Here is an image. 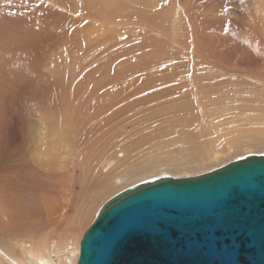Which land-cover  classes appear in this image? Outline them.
Wrapping results in <instances>:
<instances>
[{
	"label": "rangeland",
	"instance_id": "rangeland-1",
	"mask_svg": "<svg viewBox=\"0 0 264 264\" xmlns=\"http://www.w3.org/2000/svg\"><path fill=\"white\" fill-rule=\"evenodd\" d=\"M252 8L253 0H161L158 5H132L117 21L108 23L76 0H0V232L11 239L19 236L6 223L7 202L15 200L32 211L68 195L71 203L62 222L72 217L74 226L61 224L53 235H66L72 249L104 205L97 181L86 171L92 161L110 149H127L139 145L144 136L156 134L164 119L160 116L167 114L155 110L170 109L172 102L185 97L198 105L193 100L196 91L219 88L231 96L245 95L247 86L264 91V20ZM104 24L111 25L114 34L90 40L91 30ZM229 115L221 111L213 117L220 123ZM93 116L95 130L83 131V135ZM63 121L75 127V145L88 159L80 163L73 158L72 163L65 162L68 168L55 170L47 169V164L38 166V160L47 158V141L57 139L48 130ZM232 128L224 127L222 132ZM204 131L210 133L209 138ZM200 132L193 154L194 161L204 165L170 177H194L245 156L264 155V145L249 144L257 140L253 135L236 138L231 146L230 140L213 138L208 125ZM159 140L165 144L166 140ZM61 151L66 148L54 154L61 156ZM154 154L143 149L137 155L140 170L159 161ZM173 161L183 159L178 154ZM67 179L70 192L62 190Z\"/></svg>",
	"mask_w": 264,
	"mask_h": 264
},
{
	"label": "water",
	"instance_id": "water-1",
	"mask_svg": "<svg viewBox=\"0 0 264 264\" xmlns=\"http://www.w3.org/2000/svg\"><path fill=\"white\" fill-rule=\"evenodd\" d=\"M76 264H264V155L118 193L81 238Z\"/></svg>",
	"mask_w": 264,
	"mask_h": 264
},
{
	"label": "bare ground",
	"instance_id": "bare-ground-1",
	"mask_svg": "<svg viewBox=\"0 0 264 264\" xmlns=\"http://www.w3.org/2000/svg\"><path fill=\"white\" fill-rule=\"evenodd\" d=\"M160 1L161 0H76V2L80 4L89 5L91 8L95 10V12L98 15L105 18L108 21V23L111 22V20L117 21L118 20L117 16L120 17L121 15H123L122 11H128L132 7V5L134 6L135 4L140 3L141 6L143 7L148 6V5L151 6V5H158ZM253 6L254 8H252V10L255 9V11L259 13L264 20V0H253ZM106 24L102 26H97L94 29H92L89 34L90 40H93V38L98 39V38L105 37L107 35L114 34L113 30L115 29L111 28V25H106ZM116 35H117V32H116ZM86 40H85V43H86ZM133 84H130V85H133ZM146 85H148V83ZM218 89H215L214 91H211V90L209 91L204 90L202 92L196 91L195 97H194L195 99L193 100H195L198 105H192L194 103H192V100L189 97L188 98L185 97V99L179 100L176 103L172 102V104L174 105L170 109L168 108L161 109L162 106L160 105L161 106L160 111L157 109L155 111H158V113L163 111L161 112L162 114L166 112L167 116L166 117L165 115L160 116V117H164V119H163V123L161 121L162 124L157 129V131L155 132L154 130L156 134L150 133L148 134V136L147 135L144 136L143 139L140 138L142 140L140 142L136 140V137H135V140L138 141L139 145L134 146L135 144L134 143L133 144L134 147L132 145L128 147L130 149L128 148L126 149L125 146L123 148L122 146V148H120L119 151L118 150L114 151L115 148L113 147L114 150L110 149V151L108 152L106 151L107 153L105 156H102L101 158L99 157L100 159L97 161L96 160L92 161V164H91L92 167L90 166L86 171H88L87 174L91 175L90 178L93 177L97 181L99 185V188H98L99 189V199L103 200V204H105L109 199H111L118 193L126 190L127 188L131 186H134L136 183L140 181L150 180V179L162 176V175L171 176V175L181 174L182 172L186 170L196 169L204 165L203 162L200 163V162L194 161V158L196 156H194L195 154H193L194 149H196L194 147V143L198 144V141L196 140V138L198 135L202 134L200 132V128L202 126H207V125L209 126V128L213 131V134H212L213 138L222 139L223 141L230 140L231 142L230 141L228 142L231 146H234L236 144V141H235L236 138H239V137L244 138L247 135H253L252 137L257 138L256 141L253 140L254 142L249 143L251 144V146L253 147L263 146L264 145V101H263L264 91L259 87H252V88L250 87V89H248V86H247V90H249L250 92L247 90L246 91L241 90L247 93H245V95H242V94L235 95L234 94L231 96L229 95V93L222 94V92ZM238 92H235V93H238ZM167 105L165 104V107ZM221 111H226L230 113V115L224 120L225 122L229 120L225 124L223 123L224 121L220 123L215 122V119L213 117L215 116L216 112H221ZM233 111L236 113L233 114ZM154 113H157V112H154ZM154 113H151V114L153 115ZM155 115L157 117L158 114H155ZM155 115L153 116V118H156ZM95 118L96 117L93 116L92 121H89V123L85 125V129H83L84 127L82 128L83 129L82 134H83V131L93 133L96 127V124L93 123V121L97 123ZM63 122L57 124L59 127L55 125L53 128H50L48 130L47 134L52 135V136L57 135V139H54L52 137L51 140L47 141V144H49L47 145V158L45 160H42V159L38 160L36 162L38 166H43L47 164V169L54 168L55 170V167L60 168L61 166H65V165L68 168V164L66 163H70V160L73 158L78 159V162L80 163H82L83 160L84 162H86V159H88L86 158V156L84 155L81 156L79 154L80 153L79 147L75 145L77 144L76 141L78 140L74 138L75 137L74 135L75 127L74 128L71 127L72 124L67 121L66 122L63 121ZM224 127H230V128L235 127V128H232L228 130L227 132H222ZM80 128H77V129H80ZM197 129L199 130V132H197ZM205 133L207 134L209 138L210 133H208L207 131ZM90 135L92 134L90 133ZM129 136L131 135L129 134ZM132 138L134 139V137ZM159 138H162V140H166L165 144H163L161 140L158 141ZM104 139L105 137L102 138L101 142ZM124 139L126 140V138ZM122 141L124 140L122 139ZM233 141L235 142L233 143ZM53 142H57L56 146L50 145ZM128 142L130 143V141ZM124 143L125 142H122V145ZM129 143L127 144L129 145ZM152 143H157L158 145L148 147V148L146 147ZM102 144L103 143H101L100 146ZM127 144L125 143L124 145L127 146ZM103 146L105 145H102V147ZM116 146L117 145H115V147ZM96 147L98 148L97 145ZM62 148H66V151H61L60 152L61 156H59L58 154H54L55 152H57V149H62ZM100 148L101 147H99V151L102 149ZM103 148H105L104 150L107 149L106 147H103ZM116 148H118V146ZM143 149H147L148 153L149 151L154 150V153H157V154L156 155L154 154L153 158L159 161L152 164L150 167L148 166L140 170L139 161H138L139 156L137 155H140ZM178 154H180V156L183 159V161L179 163L173 161V159L176 156L178 157ZM211 158H212L211 160L215 158L213 154L211 155ZM220 158H216V159L219 160ZM62 159H65L64 163L61 162ZM216 159L214 160L215 162L217 161ZM72 161L73 160H71V163ZM69 176L71 175L69 174ZM69 181H70L69 179L64 181L65 183L63 184L64 185L66 184L64 187L61 184L63 187L62 190L64 191L66 190L67 192L68 191L70 192V187H68V185H70L68 184ZM59 192H60V189H59ZM67 196H65V198L60 202L54 203L53 201V204L50 203V205L45 207L44 209H41L43 208L42 206L41 207L38 206L40 207V209L37 208L32 211L30 210V208L26 210L25 209L26 207L23 208L20 204H17L15 200H11L10 202H7V203L5 202L6 210L3 213H4V216H6L5 218H7L6 223L19 236L11 239V238H7L6 236H4L2 232H0V264H76L77 263V259L79 256V243L80 242L77 241L76 243H74V246L72 245L73 246L72 249L69 250V247H68L69 239L67 240L66 237L64 238V236L66 235L59 234L57 238H54V235H53L54 232H56V230L61 224H62V227L63 225L66 226L67 224L71 226V223L74 222L72 221L73 220L72 217L69 218L71 220L66 221L67 224L66 222L65 223L62 222L63 220L62 218L65 217L64 211L66 210L67 204L71 203L70 199ZM89 205H91V203H89L88 206ZM43 229H46L47 232L45 233L46 230L43 231ZM69 229L71 232L72 228L69 227ZM77 235L78 233L76 234V236L74 235L73 236L77 237Z\"/></svg>",
	"mask_w": 264,
	"mask_h": 264
}]
</instances>
